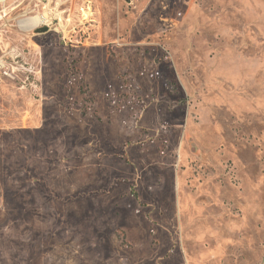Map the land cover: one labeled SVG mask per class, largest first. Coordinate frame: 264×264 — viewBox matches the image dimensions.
<instances>
[{
	"label": "rangeland",
	"instance_id": "374dc122",
	"mask_svg": "<svg viewBox=\"0 0 264 264\" xmlns=\"http://www.w3.org/2000/svg\"><path fill=\"white\" fill-rule=\"evenodd\" d=\"M0 9V264H264V0Z\"/></svg>",
	"mask_w": 264,
	"mask_h": 264
},
{
	"label": "built area",
	"instance_id": "2783aa9c",
	"mask_svg": "<svg viewBox=\"0 0 264 264\" xmlns=\"http://www.w3.org/2000/svg\"><path fill=\"white\" fill-rule=\"evenodd\" d=\"M5 2V1H4ZM3 1H0V3H4ZM13 10V9H12ZM3 11L2 9H0V21L2 20V17L5 16V14H2ZM2 14V15H1ZM4 34V30H3V26L0 23V39L3 37ZM4 39V37H3ZM0 40V43L4 46H6L8 44L7 40ZM3 46V47H4ZM19 58H23L22 55L16 51L15 49H8V48H1L0 47V76H9L12 77L11 74H13V70L6 65L7 61H9L10 63H13L14 60H17Z\"/></svg>",
	"mask_w": 264,
	"mask_h": 264
},
{
	"label": "bare ground",
	"instance_id": "6f19581e",
	"mask_svg": "<svg viewBox=\"0 0 264 264\" xmlns=\"http://www.w3.org/2000/svg\"><path fill=\"white\" fill-rule=\"evenodd\" d=\"M39 24H40V21L38 17L26 18L22 21H19V27L24 30H29Z\"/></svg>",
	"mask_w": 264,
	"mask_h": 264
},
{
	"label": "water",
	"instance_id": "95a60500",
	"mask_svg": "<svg viewBox=\"0 0 264 264\" xmlns=\"http://www.w3.org/2000/svg\"><path fill=\"white\" fill-rule=\"evenodd\" d=\"M46 31H47L46 28L39 29V32H41V33H45Z\"/></svg>",
	"mask_w": 264,
	"mask_h": 264
},
{
	"label": "crops",
	"instance_id": "0c3cea01",
	"mask_svg": "<svg viewBox=\"0 0 264 264\" xmlns=\"http://www.w3.org/2000/svg\"><path fill=\"white\" fill-rule=\"evenodd\" d=\"M13 10H14V9H13ZM2 39H3V37H2L0 40H2ZM3 40H4V39H3ZM3 46H4V45H2V44L0 43V47H1V48H7V45L4 46V47H3ZM0 88H1V86H0Z\"/></svg>",
	"mask_w": 264,
	"mask_h": 264
}]
</instances>
